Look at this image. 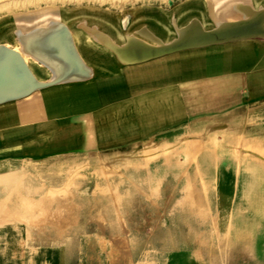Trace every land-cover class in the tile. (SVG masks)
<instances>
[{
    "label": "crops",
    "instance_id": "obj_1",
    "mask_svg": "<svg viewBox=\"0 0 264 264\" xmlns=\"http://www.w3.org/2000/svg\"><path fill=\"white\" fill-rule=\"evenodd\" d=\"M253 43L248 53L237 42L198 52L197 56L219 55L218 72H212L205 61L197 71L192 64V73H183L179 80L171 75L161 79L152 73L142 76L141 72L156 69L155 62H150L129 68L133 69L132 75L121 69L112 78L106 73L114 67L105 65L103 74L90 81L56 84L0 104V264H183L143 260L127 248L129 237L124 232H111L110 226L129 222L123 212L126 199L122 194L127 191L107 184L114 174L109 166L111 161L125 163L124 149L134 139V171L140 176V163L146 155L142 139L152 137L159 126L166 127L173 120L171 114L190 113L189 105L199 115L213 113L237 99L243 88L264 85V42ZM236 50L241 54L239 69L232 64ZM226 80H236L239 85L233 87L234 91L214 96L203 92L212 82ZM176 82L181 105L173 92ZM199 84L203 90L192 92ZM166 90L171 96L158 122L157 96ZM190 93H194L192 102ZM144 99L149 100L145 121L141 116ZM126 106L133 116L129 125L133 131L125 139L126 123L120 110ZM143 121L149 126L144 131ZM170 144L168 140L161 143ZM149 145L152 148L154 144ZM161 155L166 157L160 160L171 159L168 154ZM135 190L141 192L142 187ZM146 192L153 191L147 187ZM111 193L119 195L117 200L111 198Z\"/></svg>",
    "mask_w": 264,
    "mask_h": 264
},
{
    "label": "rangeland",
    "instance_id": "obj_2",
    "mask_svg": "<svg viewBox=\"0 0 264 264\" xmlns=\"http://www.w3.org/2000/svg\"><path fill=\"white\" fill-rule=\"evenodd\" d=\"M253 1L154 0L152 8L175 27L187 16L210 19L211 12L235 11L238 4ZM263 4L264 0H259L258 6ZM110 7L108 4L103 9L123 15L118 23L124 31L137 32L135 28L142 29L150 23L144 17L134 18V6L129 3L117 10ZM30 9V14H0V40L7 38L14 43L17 27L29 28L55 19L53 11L60 13L59 9L49 8L34 19L35 10ZM88 19L79 16L71 22ZM196 55H176L153 65L158 69L166 67L163 74L179 80L183 73H192L190 61ZM121 69L133 74V69L117 66L106 76L117 77ZM177 87L176 82L173 92L181 104ZM263 88L264 85L245 87L237 99L217 107L213 113L199 115L191 105L190 113L175 112L170 116L173 120L164 123L166 127L159 126L152 131V137H143L142 152L146 155L140 163V176L134 171V139L124 149L125 163L111 161L109 168L114 174L107 184L116 189L125 187L123 212L129 224L110 226V230L124 232L129 237L126 246L136 256L183 264H264ZM193 95H189L190 102ZM165 140L171 144L162 146ZM149 144L154 145L151 148ZM161 154L171 159L160 160L166 157ZM135 187H142L141 192ZM147 187L153 192L147 193ZM110 196L116 200L119 197L112 193Z\"/></svg>",
    "mask_w": 264,
    "mask_h": 264
},
{
    "label": "bare ground",
    "instance_id": "obj_3",
    "mask_svg": "<svg viewBox=\"0 0 264 264\" xmlns=\"http://www.w3.org/2000/svg\"><path fill=\"white\" fill-rule=\"evenodd\" d=\"M127 3L134 6V18H147L150 21L149 25L146 24L142 29L135 28L137 32L124 31L118 23L121 14H114L115 12H110L109 9H103L110 4V8L117 10ZM153 3L154 0H0V14L8 16L20 11L30 14L32 13L30 8L35 10L34 19L41 17L39 15L49 8L60 11L58 14L57 11H53L55 19L37 23L29 28L17 27L13 32L14 43L8 42L7 38L6 41L0 40L2 41L0 42V101L30 92L33 94L53 84L90 81L91 78L103 74L105 65L110 66L111 69L117 66L129 69L135 65L153 63L170 56L198 54L200 51L204 53L220 45L236 42L244 47L242 51L246 50L248 53L251 50V43L264 42V4L259 7V0H254L252 4L240 3L235 6V11L226 10L222 14L211 12L210 19L187 16L175 27H171L166 18H163L157 10H153ZM79 16H86L89 19L85 22L83 20H81L83 22L80 20L76 23L71 22L72 18ZM126 23L125 20L124 24ZM191 44L196 45L170 52L174 46L182 47ZM239 52L236 50L233 53L235 60L232 64L237 69L242 66ZM195 57L192 59V64L195 65L196 71L206 61L210 63L208 68L212 72H218L219 66L216 60L219 61V55L202 54L197 59ZM164 72L166 67L152 69L148 73L141 72V75L152 73L161 79L165 76ZM116 82L115 87L118 85ZM237 85L239 84L236 80H226L217 84L212 82V86L204 90L199 84L197 89L192 88L191 91L196 93L199 89L205 94L208 92L207 94L211 93V96H214L221 92L234 91L233 87ZM169 93L170 90L158 93V122L167 111L165 101L171 96ZM146 103H149L148 99L143 100L142 120L149 116L145 108ZM120 115L126 123L125 139L130 138L133 130L129 125L133 116L128 106L120 110ZM144 121L142 122L143 131L149 129ZM154 126H156L155 121Z\"/></svg>",
    "mask_w": 264,
    "mask_h": 264
},
{
    "label": "water",
    "instance_id": "obj_4",
    "mask_svg": "<svg viewBox=\"0 0 264 264\" xmlns=\"http://www.w3.org/2000/svg\"><path fill=\"white\" fill-rule=\"evenodd\" d=\"M193 45H196V44H191V45H188V46H182V47H177V46H174L173 49L170 50V52H174V51H178V50H181V49H184V48H187V47H192ZM53 85H56V84H53ZM53 85H49L47 87H50V86H53ZM46 87V88H47ZM44 89V88H43ZM33 92V91H32ZM31 94L30 93H27V94H24V95H21V96H18V97H12V98H8V99H5V100H1L0 101V104H4V103H7V102H11V101H15V100H19V99H22V98H25L27 96H29Z\"/></svg>",
    "mask_w": 264,
    "mask_h": 264
}]
</instances>
